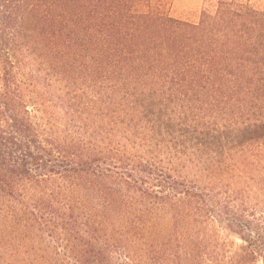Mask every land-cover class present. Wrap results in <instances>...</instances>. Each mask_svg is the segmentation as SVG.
Instances as JSON below:
<instances>
[{"label":"trees","instance_id":"trees-1","mask_svg":"<svg viewBox=\"0 0 264 264\" xmlns=\"http://www.w3.org/2000/svg\"><path fill=\"white\" fill-rule=\"evenodd\" d=\"M0 0V264H264V0Z\"/></svg>","mask_w":264,"mask_h":264},{"label":"rangeland","instance_id":"rangeland-1","mask_svg":"<svg viewBox=\"0 0 264 264\" xmlns=\"http://www.w3.org/2000/svg\"><path fill=\"white\" fill-rule=\"evenodd\" d=\"M202 0H171L168 13L178 19L197 21Z\"/></svg>","mask_w":264,"mask_h":264}]
</instances>
